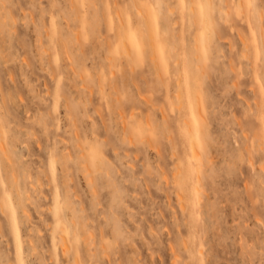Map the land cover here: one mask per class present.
Returning a JSON list of instances; mask_svg holds the SVG:
<instances>
[{
  "label": "rangeland",
  "instance_id": "obj_1",
  "mask_svg": "<svg viewBox=\"0 0 264 264\" xmlns=\"http://www.w3.org/2000/svg\"><path fill=\"white\" fill-rule=\"evenodd\" d=\"M0 131V264H264V0H0Z\"/></svg>",
  "mask_w": 264,
  "mask_h": 264
},
{
  "label": "bare ground",
  "instance_id": "obj_2",
  "mask_svg": "<svg viewBox=\"0 0 264 264\" xmlns=\"http://www.w3.org/2000/svg\"><path fill=\"white\" fill-rule=\"evenodd\" d=\"M142 11V10H141ZM140 14V17L142 16L141 14V12L139 13ZM145 21H146V19H145ZM142 22V21H141ZM144 26V25H143ZM205 25H203V27H204ZM147 27V26H146ZM144 28V27H143ZM149 28V27H148ZM146 32V31H145ZM149 34V33H148ZM152 35V34H151ZM151 35L149 34V44L151 45V46H153V42H152V37H151ZM148 36V35H147ZM148 38V37H147ZM125 46H126V44H124ZM125 49V48H124ZM126 51V50H125ZM131 52V51H130ZM130 54V53H129ZM181 87V86H180ZM177 92V94L175 95V97H176V100H177V103H178V105L177 106H179L178 107V109H181V107L182 106H184L185 105V109H187V111L186 110H184L185 112H187V113H184L185 114V117H190V118H188V119H190V121L189 120H187V118L185 119V121H189V123H191L190 124V127L188 126V123L186 122L185 123V121H183L184 120V114L182 113V111H180L181 112V114L182 115H180V112H179V118L181 117V116H183V117H181V118H183V120L181 119V121L182 122H184L185 124H184V126L186 127V135L184 134V132L182 133V134H184L185 136H184V138L180 135V137H182L183 138V140L185 139V137H187L184 141L186 142V144L188 143L189 144V147H187V149L188 150H190V153L188 152V153H186L185 154V152H187L188 150L187 149H184L185 150V152L183 153V151H182V153L183 154H185L186 156L185 157H187L188 156V158L190 157V164L188 165V164H185V165H187V168L189 167L190 168V170H191V167H193V170H189V169H187V170H189L190 171V175L192 174L193 175V173H194V175H193V178H194V176H195V174L196 173H199L200 172V170L202 169V166H203V163L201 162V159H202V153H203V151H202V148H204L205 147V145H206V143H205V138H206V135H205V128H204V123H205V114H204V107H203V104H202V102L200 101V99L198 98V97H196V96H192L189 92H188V90L187 91H181V90H178V91H176ZM184 104V105H183ZM179 111V110H178ZM189 114V115H188ZM166 118V117H165ZM1 132V131H0ZM187 139H188V142H187ZM181 140V139H180ZM183 140H181L180 142H182ZM185 142H184V144H185ZM259 143H260V145H263L264 143V141L262 142V139L260 138L259 139V141H258ZM174 144V143H173ZM185 144V146H187ZM171 145V144H170ZM259 145V146H260ZM185 146H183V147H185ZM186 148V147H185ZM262 148V147H261ZM173 149H174V147H173ZM1 150H2V147H1ZM6 150V149H5ZM263 150V149H262ZM175 152H176V149H175ZM172 153V152H171ZM173 154V153H172ZM175 154H177V153H175ZM175 154H174V156H172V157H176L175 156ZM187 159V158H186ZM188 159H187V163H188V161H189ZM87 165V164H86ZM173 165H175V164H173ZM178 165V164H177ZM89 166V165H88ZM191 166V167H190ZM186 167V166H185ZM84 168H86L85 166H84ZM89 168V167H88ZM178 168L179 167H177L176 169V171H178ZM264 168V167H263ZM181 169H183V166L181 167ZM86 170V169H85ZM90 170V169H89ZM89 170H86V172L87 173H89ZM185 170H186V168H184V172H185ZM195 170H197L196 171V173H195ZM179 171H180V168H179ZM91 172V171H90ZM86 173V174H87ZM186 173V172H185ZM189 173V172H188ZM178 174V173H177ZM189 175V174H188ZM189 175V176H190ZM197 175V178H198V174H196ZM184 176H186V175H184L183 174V176L180 174V176H178V177H184ZM188 176V178L189 179H191L192 178V176L191 177H189ZM90 177V176H89ZM88 177V178H89ZM177 177V176H176ZM90 178H92V177H90ZM183 179H185V180H187V177L185 178H183ZM180 180V179H179ZM188 181V180H187ZM179 183V182H178ZM184 183V182H183ZM185 183H187L186 181H185ZM180 184V183H179ZM188 184V183H187ZM186 184V185H187ZM188 185H194V184H191V182H190V184H188ZM189 187V186H188ZM191 187V186H190ZM195 187V188H194ZM193 187V190L194 189H196L197 187L196 186H194ZM192 190V191H193ZM196 190H194L193 191V195L194 196H199V194H197L196 195ZM199 191H197V193H198ZM190 195H191V197H193L192 196V192L191 193H189ZM179 195V194H178ZM190 197V198H191ZM194 199V200H193ZM197 199V198H196ZM200 199V197H198V200ZM202 200V199H201ZM192 201H194V202H192ZM189 204V211H186V210H184V211H186L187 212V214L189 215V213L192 215V210H193V212L195 211V209H197V207L195 206V205H193L192 203H196V201H195V197L194 198H191V201L190 202H188ZM193 205V208H195V209H193V208H191L192 207V205ZM198 203H199V201H198ZM181 204V203H180ZM191 205V206H190ZM187 206V205H186ZM185 206V208L184 209H187L188 210V208ZM180 207V206H179ZM184 207V206H183ZM196 212H194L193 214H195ZM187 215V216H188ZM189 218L191 217V216H188ZM191 223V222H190ZM189 223V224H190ZM191 225H192V223H191ZM190 225V226H191ZM189 226V225H188ZM65 233V232H64ZM64 236H65V234H64ZM88 236V235H87ZM89 237H91L90 235L86 238V240L87 241H89ZM61 240H63V239H61ZM60 240V241H61ZM64 242H63V250L66 252V250H67V248L69 247L68 245H69V242L67 241L66 242V240H63ZM183 241V240H182ZM62 243V242H61ZM68 243V244H67ZM183 243V242H182ZM185 243H186V241H185ZM67 244V245H66ZM188 244V243H187ZM187 244H186V246L185 247H187ZM189 244H190V242H189ZM192 244V243H191ZM190 244V245H191ZM189 245V246H190ZM172 246V245H171ZM192 247H193V245H192ZM190 248H191V246H190ZM70 249V248H69ZM187 249V251H188V247L186 248ZM195 248L193 247V249H191L189 252H192V250H194ZM173 252V251H172ZM188 252V253H189ZM194 253H196V251L194 252L193 251V254L191 253H189L190 255H189V257L190 256H194V257H197V255L195 256V254ZM179 259H181V258H179ZM192 259H194V261H196L195 259L196 258H192ZM189 261H190V259H188ZM187 260V261H188ZM186 261V262H187ZM191 261H193V260H191ZM185 262V261H184ZM185 262V263H186ZM196 263V262H195ZM176 264H177V262H176ZM190 264H192V263H190Z\"/></svg>",
  "mask_w": 264,
  "mask_h": 264
}]
</instances>
